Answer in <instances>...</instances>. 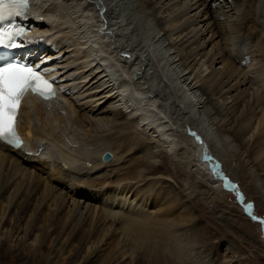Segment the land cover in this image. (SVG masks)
<instances>
[{"label": "bare ground", "instance_id": "obj_1", "mask_svg": "<svg viewBox=\"0 0 264 264\" xmlns=\"http://www.w3.org/2000/svg\"><path fill=\"white\" fill-rule=\"evenodd\" d=\"M27 14L32 29L21 37L23 45L31 49L29 57L46 48L48 56L38 63L46 65L42 70L56 82L58 94L46 100L28 92L17 123L22 146L17 149L0 141V204L6 202L0 205V224L19 205L18 220L10 229L14 235L22 213L39 196L37 216L22 237L26 241L37 222H43L39 229L44 237L36 240L35 251L43 250L50 234H63L68 219L76 228L97 214L94 230L84 233L81 242H91L103 226L106 239L96 247L99 253L121 235L118 245L125 242L115 262L131 244L148 263H167L165 236H170L171 225L174 232L180 229L184 217L179 212L177 216L178 193L170 189L172 197L167 199L162 176L155 181L153 174H165L175 166L207 188L221 180L213 174V165L227 176L220 167H228L227 153L233 146L213 129L212 123L222 125L210 102L199 98L198 89L222 83L226 94L234 97L248 81L246 72L256 68L255 60L264 66V0H30ZM249 40L254 41L255 53L245 54ZM241 41H247L246 46ZM238 43L240 47L235 46ZM254 75L263 76L264 89V67ZM221 106L230 109L237 103ZM261 111L256 129L264 126V108ZM134 125L144 137L134 136ZM249 127L246 123L241 129L244 136ZM190 148L202 154L198 152V160ZM106 151L113 154L108 161L102 158ZM205 155L211 159L206 161ZM61 188L70 191L64 194ZM68 195L75 206L64 221ZM79 195L95 204L87 210L76 205ZM259 195L264 201V192ZM49 199L56 208V223L51 220L54 213L43 212ZM152 207L159 210L153 212ZM107 224L112 231L105 229ZM156 246L161 247V257L152 253Z\"/></svg>", "mask_w": 264, "mask_h": 264}, {"label": "rangeland", "instance_id": "obj_2", "mask_svg": "<svg viewBox=\"0 0 264 264\" xmlns=\"http://www.w3.org/2000/svg\"><path fill=\"white\" fill-rule=\"evenodd\" d=\"M244 42L246 43L247 41H241L240 45H244ZM248 42L249 43H246V45L248 44L249 46L251 43L254 45V41L249 40ZM240 45L238 43L235 46L240 47ZM253 45L249 47L246 46L244 48V53L246 54V51L255 53L254 50L251 51V49H254ZM190 48L191 47L188 49ZM187 54V51H185L183 56H186ZM188 57L189 54L187 58ZM256 57L258 58V56ZM256 57L254 55L255 59ZM255 61L258 63L254 65L256 68L253 66L255 69L251 68L250 72H246V74H248H245L246 76H244V80L248 81H246V84L243 85L244 87L242 86V88H240V91L235 92L234 97V93L229 96L226 94L227 88H225L226 86L222 83L216 84L214 87L207 84V86H204L201 89L199 88L198 96L199 98H204L210 102L209 108H211L215 113L214 118L222 125L219 127V125H214V123H212L215 132L217 134H224V136H227L230 140V144L233 146V148H230L229 153H227L228 167L223 165L220 168H223L222 171L227 173L226 177L229 179L230 183L236 185L240 192L243 193L245 197L244 203L253 204V213L260 218H264V201L259 195L260 192H264V126H261V128L259 126L260 129H256V126L258 125L257 117L261 115V110L264 108V97L262 96L264 89L261 86L263 84V76L257 77L254 75V72H258L259 70L261 71V68L263 69L264 66L262 67L259 60ZM259 66L260 68H257ZM247 82L249 83L247 84ZM245 88L250 89V92H245L243 94L241 90ZM224 89L225 91H223ZM220 90L222 91V94H225L226 98L219 93ZM236 93L240 95L238 96ZM223 102H227L230 107L231 105L234 106L236 103L237 106L231 107L230 109H222L224 108L221 106ZM250 110L252 111L250 112ZM246 123H249L251 127H249L248 134L244 136L241 129L245 127ZM252 127L253 129H251ZM134 128L136 131L131 128L132 132L134 131V136L137 133H140L141 137H144V132H141V130H139L135 125ZM254 128L256 132L254 131ZM245 137L249 140H246ZM143 145H148L145 140H143ZM188 152L194 159L198 160L200 158L199 151L195 150L193 152L190 148ZM199 163L201 164L202 162L199 160ZM203 163L206 165V162L203 161ZM173 167L175 170L174 173V170L172 169L170 172H165V174L163 173L162 175H160L161 173L159 171H156L153 174L156 175V178H153L156 179L155 181L162 176L161 178L163 181L161 182L164 183H162L163 187L167 186L168 188V192H166L167 199L172 197V195L168 197L170 189L174 190L175 193H178L176 194V197L180 198L181 204L177 203V205L176 202L174 204L175 206L181 205L179 208L176 207L177 216L182 214L181 217H184L180 222L181 224L178 223V227L180 229H175V232L174 229H172L173 231L171 230L173 220L170 222L171 232L169 231L168 234L170 236H165V246L169 249L168 254H163V257L168 259L165 264H264L263 226L260 221H254L245 213L244 207L240 202H238L235 192L225 189V183L222 179H218L221 182L219 181L217 184L215 183V185L213 184V186L211 185L207 188L195 182L196 179L194 178V175L189 176L186 172H183L181 168L180 170H176L175 166ZM6 173L7 171L4 172V175ZM43 177L47 178L48 175H43ZM257 183L260 184V188L256 187ZM158 186H160V184H158ZM158 186H156V189H158ZM30 188L31 187L28 189ZM43 188L44 185H42V192L44 190ZM61 189L64 190V194L70 191L68 188ZM24 196L25 193L19 200L20 203L24 202ZM38 199L39 196L34 197L30 201V205L26 213H22V220H19L20 226L18 232L14 235L11 234L10 229L12 224L18 220L19 215H17V211L19 209V205H15L14 210H12L11 214L7 216L4 223L0 224V264H102L103 261H105L104 264H150L147 262V257L145 255L140 253L137 254V248L134 246L130 247L131 244L126 247V254L115 262L117 256L119 257V254L122 251L120 250L121 246L125 242L123 241L122 244L118 245V242L123 239V236L121 235H119V237L117 235L116 237L118 239H115V241H108L99 253L96 247L98 245L101 246L103 242L102 240L106 239V237H103L102 235V233L104 235L106 233L103 230V226H101V229L97 231L98 233L96 238H92L91 242L85 240V242H81L80 239L84 233L94 230L99 219L96 216L97 214L93 217L94 220L91 219V216L89 218L87 217L81 225H77L76 228L73 226L75 225V222L70 224L71 218L68 219V228L62 232L63 234L59 237L50 234L49 239L42 245L43 250L35 251L37 248L36 240L44 237V232L39 229V226H43V222H37L39 223L38 226H36V229L32 230L34 232H31L26 241H24L22 237L23 230L30 222H33L37 216L36 206L38 204ZM75 199L76 205L80 203V206L84 207L86 210L89 209L88 207L95 204V201L87 200L81 195ZM72 201V198L68 195V208L62 216L64 221H66L70 209H74L75 204ZM5 203L6 202L4 200V203L0 205H4ZM42 208H44V215L51 212L53 214V211H56L54 203L52 200L50 201V199L47 206ZM158 210V207H152L153 212H157ZM178 212L180 214H178ZM55 214L56 213H54V216H52L51 219L53 220V223L58 222V220L55 221L57 219V215ZM10 220L12 222H10ZM105 229L108 231L111 230V225L107 224ZM80 242L85 244L81 245ZM63 244H65V247L63 250L59 251V247ZM6 249L8 250L6 251ZM155 251H157V253ZM34 252L36 253L34 254ZM152 253L158 254L159 256L162 255L161 247L156 246L152 249ZM85 259L88 261L85 262ZM162 261L164 260H158V262H153L152 264H164Z\"/></svg>", "mask_w": 264, "mask_h": 264}, {"label": "snow or ice", "instance_id": "obj_3", "mask_svg": "<svg viewBox=\"0 0 264 264\" xmlns=\"http://www.w3.org/2000/svg\"><path fill=\"white\" fill-rule=\"evenodd\" d=\"M28 9V0H0V20L9 16H23ZM23 29L0 30V46L15 47L11 41L14 37L22 35ZM55 81L45 79L44 74L35 67L16 62L0 63V141L19 149L23 141L17 135L16 121L21 106V101L25 93L30 89L34 94L44 99L55 97V89L53 87ZM197 141L199 136L191 133ZM202 142V141H201ZM211 159L205 155V160ZM219 165L212 166L214 175H219L224 180L225 189L232 190L236 194L238 202H240L245 213L254 221L259 218L253 215V204L244 203L243 195L238 191L236 185L231 184L226 177L217 172ZM260 223L264 226V220Z\"/></svg>", "mask_w": 264, "mask_h": 264}, {"label": "water", "instance_id": "obj_4", "mask_svg": "<svg viewBox=\"0 0 264 264\" xmlns=\"http://www.w3.org/2000/svg\"><path fill=\"white\" fill-rule=\"evenodd\" d=\"M112 156H113V154H112V152L111 151H106V152H104V154L102 155V158H103V160H105V161H108V160H110L111 158H112ZM227 180L229 181V179L227 178ZM230 182V181H229ZM243 198H244V196H243ZM259 221H261V220H264V219H258ZM263 229H264V226H263Z\"/></svg>", "mask_w": 264, "mask_h": 264}]
</instances>
